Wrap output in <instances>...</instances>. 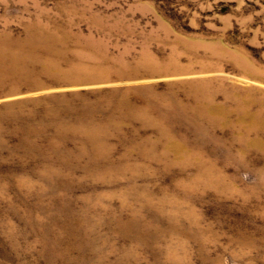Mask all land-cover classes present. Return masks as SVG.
I'll return each mask as SVG.
<instances>
[{"label": "rangeland", "instance_id": "obj_1", "mask_svg": "<svg viewBox=\"0 0 264 264\" xmlns=\"http://www.w3.org/2000/svg\"><path fill=\"white\" fill-rule=\"evenodd\" d=\"M0 264H264V0H0Z\"/></svg>", "mask_w": 264, "mask_h": 264}]
</instances>
